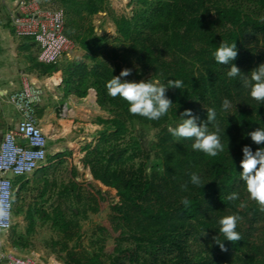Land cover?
Instances as JSON below:
<instances>
[{"label": "trees", "instance_id": "1", "mask_svg": "<svg viewBox=\"0 0 264 264\" xmlns=\"http://www.w3.org/2000/svg\"><path fill=\"white\" fill-rule=\"evenodd\" d=\"M62 1L68 29L77 30L85 17L106 13L123 46L121 51L103 50L106 37L97 36L91 23L85 35L68 36L77 40L88 59L100 58V53L107 56L92 66L69 64L63 83L66 95L78 98L93 89L98 106L111 115V119L99 120L103 129L98 143L85 147L83 165L94 180L116 190L119 197L111 207L115 241L107 259L102 258V247L92 252L81 248L67 252L68 264H264V207L247 197L238 174L241 148L259 147L246 134L264 128V104L252 100L238 79L229 80L228 66L216 63L212 56L221 41H235L238 55L233 63L242 73L264 63V0H131L130 17L113 15L109 0ZM259 41L260 49L254 46ZM122 66L134 67L135 76L145 80L152 75L162 82L182 80L181 90L170 88L166 93L178 106L174 104L159 121L130 114L126 102L113 98L106 89L111 75L118 76ZM44 68L45 74L54 71V66ZM224 98L236 104L235 108L222 112ZM208 107L217 108L225 144V151L216 157L193 151L191 140L177 142L167 131L168 124L178 120L185 109L205 120ZM137 124L157 132L153 148L159 171L135 136ZM55 157L63 164L71 154ZM192 172L201 174L207 183L202 188L189 184L184 192L181 185ZM85 185L73 182L74 198L97 213L104 207L96 201L102 193L84 198ZM233 191L240 193V199L230 202L226 197ZM184 197L190 201L188 207L181 203ZM80 214L78 209L73 211L74 218ZM230 214L240 217L237 231L241 239L224 241L222 250L213 237L223 240L218 220ZM52 223L66 239L72 235L80 240L77 224L71 234L70 224L59 212L54 213ZM204 229L206 235L200 237Z\"/></svg>", "mask_w": 264, "mask_h": 264}, {"label": "crops", "instance_id": "2", "mask_svg": "<svg viewBox=\"0 0 264 264\" xmlns=\"http://www.w3.org/2000/svg\"><path fill=\"white\" fill-rule=\"evenodd\" d=\"M35 1L44 9H60L64 11V33L67 37L70 35V37L76 38L77 36L85 35L87 32L86 30L91 22V19L87 17H85L86 19L83 20L77 30L71 31L68 29L66 26V8L62 0ZM75 1L81 2V4L84 2V0ZM11 7L12 0H4L0 3V142L6 131L14 127L19 121L17 112L8 102V96L21 90L23 77H26L43 90L42 101L36 107V116L39 125L49 137V152L45 163L30 175L11 179L13 183V208L16 207L17 217L27 220L25 230L26 233L31 234L37 221L42 223L48 221V218L46 219L45 217L47 213L54 216V213L59 212L64 218V213L58 207V204L55 207L50 204L51 198L54 197L50 193V188L53 184L50 183L49 179L53 176L51 172L54 173L55 170L72 159H66L62 164L60 159L55 156L65 153H70L71 157L79 155L82 157L81 163L83 165V158L86 154L85 147L87 145H91V147L96 145L103 129L99 120L111 119V115L102 111L98 106L96 92L93 89L88 90L85 98L66 95L63 83L64 73L69 64L77 62L72 61L70 54L62 57L60 62L54 66L53 72L44 73V67H49V65H44L38 61L39 46L29 38H17L14 35L8 15ZM94 31L97 34V29L94 28ZM70 37L68 38L71 39ZM71 40L75 44L77 43L79 51L86 56V51L80 47L77 40ZM15 116L18 118L17 120ZM78 165H80L79 162ZM74 168L70 172L72 180L69 186L58 190L57 198L71 196L73 201V182L77 181L76 169ZM84 169H87L86 176H90V181L105 187L101 182L93 179L88 167H84ZM92 182H89L91 187L93 185ZM96 192L100 193L101 191L96 190ZM101 193L103 194V192ZM21 206L22 210H20ZM52 221L50 222L53 225ZM12 234L10 231L2 239L9 241L10 244L14 243ZM20 238L21 235L19 234L18 239ZM8 252L20 256L12 251L8 250ZM32 258L35 259L34 257Z\"/></svg>", "mask_w": 264, "mask_h": 264}, {"label": "clouds", "instance_id": "3", "mask_svg": "<svg viewBox=\"0 0 264 264\" xmlns=\"http://www.w3.org/2000/svg\"><path fill=\"white\" fill-rule=\"evenodd\" d=\"M237 55L238 50L235 41L231 43L221 41L212 53L216 63L228 66L226 76L229 80L238 79L242 87L248 90V95L252 100L259 105L264 104V63L244 74L233 63ZM136 71L139 72L138 67ZM132 74V68H124L118 76L111 75L112 78L106 83L108 94L113 98L120 97L126 102L130 114L138 115L149 121H159L175 104L167 96V90L170 88L181 90L184 87V82L179 79H167L162 82L161 78H153V75L147 80L126 79ZM235 105L228 98H224L220 110L229 112L235 108ZM205 112L206 119L201 120L191 109H185L177 116L178 120L168 124L167 131L177 142L181 139L191 140L193 151L202 152L209 157H216L225 151V144L221 141L222 130L217 120L218 111L216 107H208ZM246 135L259 147L253 150L251 146L244 145L241 148L239 179L243 183V191L247 197L264 207V128L258 127ZM206 183L201 174L192 172L189 174L188 181L181 185V190L187 192L189 184L193 187L202 188ZM226 199L230 202L238 201L240 193L233 191L227 195ZM181 203L185 207L190 205L187 197L182 198ZM239 220L240 217L236 214L219 218V233L223 236V240H218L217 235L213 237V240L222 250L224 249V241L234 242L241 239V235L237 231ZM205 235L204 229L200 237Z\"/></svg>", "mask_w": 264, "mask_h": 264}, {"label": "rangeland", "instance_id": "4", "mask_svg": "<svg viewBox=\"0 0 264 264\" xmlns=\"http://www.w3.org/2000/svg\"><path fill=\"white\" fill-rule=\"evenodd\" d=\"M130 1L131 0H109L110 12L117 17H130L133 10ZM90 23L95 29H97L96 32L98 36L106 37L103 50H122L123 46L121 42L117 40L115 25L106 13H100L94 16L91 18ZM261 43L262 42L259 41V44L256 43L254 46L260 49ZM70 56L72 57V61L80 63L84 62L90 66L94 65L98 59H107V56L102 53L99 54L100 58L88 59L84 53L79 51L77 43L75 44L74 50L70 53ZM124 68L128 67L122 66L120 72ZM132 69L133 74L126 79L134 81L146 79V77L137 78L134 72L135 68L133 67ZM15 119L17 120L18 118L15 116ZM136 128H138L135 133L136 138L141 141L143 147L153 160L152 167H156V171H159V160L155 157L153 148L158 139L156 130L149 126H140L139 124L136 125ZM71 159L72 160L68 161L64 166L55 170L54 173L51 172L53 176H51L49 180L53 186L50 188V193L53 194L54 198H51L50 204L53 207L58 204V207L61 208L64 213L65 221L69 220L73 225L77 224L80 240L77 241L72 235L71 238L66 239L65 234L51 224L50 221L53 220L54 216L50 213H47L45 216L46 219L48 218V221L43 223L37 221L32 230L33 232L31 234L26 233L25 229L27 226V220L17 217L15 207L12 211L13 229L11 230V233H13L11 236L14 238V243L10 244L9 241L1 239L0 248L2 251L8 252L9 250L20 256H32L35 258L36 264H68L66 257L68 251L76 250L77 252H80V249L84 248L85 250L92 252L98 247H102V258L103 260L107 259L115 241V237L110 229V222L114 216L111 207L119 202V197L116 194V190L101 187L97 183L90 181V176H86L87 169H84L81 163V156H73ZM78 162L80 165H78ZM73 167L76 169L75 172L77 174L78 183H83L85 185L86 183L88 184L89 182H92L93 184L92 187L89 185L84 186L82 190V196L84 198H90L92 195H95L96 190L103 192L102 196L96 199L98 205L101 203L104 205L99 212L93 213L92 211L87 210L86 207L83 206V203L78 202L74 198L72 201L71 196L57 198V191L62 190L63 187L69 186L72 180L70 172L73 170ZM7 177L9 179L14 178L11 175H8ZM90 204L96 206V204H92V202H90ZM75 209H78L81 214L77 218H72L71 212ZM20 210H22V206L20 207ZM84 211H86V214ZM101 229H105L106 231H100ZM70 230V233L72 234V231H75V226L73 229L70 227ZM19 234L21 235L20 239H18ZM76 245L79 247H75Z\"/></svg>", "mask_w": 264, "mask_h": 264}, {"label": "built area", "instance_id": "5", "mask_svg": "<svg viewBox=\"0 0 264 264\" xmlns=\"http://www.w3.org/2000/svg\"><path fill=\"white\" fill-rule=\"evenodd\" d=\"M8 15L14 35L29 38L39 46L40 63L56 66L74 50L75 43L64 33L63 10L44 9L35 0H12ZM43 94L41 88L23 77L21 90L8 96L19 121L6 131L0 142V242L13 227V183L7 176L30 175L48 157L49 137L36 116ZM0 264H36V261L30 256L21 257L0 249Z\"/></svg>", "mask_w": 264, "mask_h": 264}, {"label": "flooded vegetation", "instance_id": "6", "mask_svg": "<svg viewBox=\"0 0 264 264\" xmlns=\"http://www.w3.org/2000/svg\"><path fill=\"white\" fill-rule=\"evenodd\" d=\"M72 218H73V210L71 212ZM68 224H70L69 226L73 228V224L71 223V221H68ZM72 224V225H71Z\"/></svg>", "mask_w": 264, "mask_h": 264}]
</instances>
